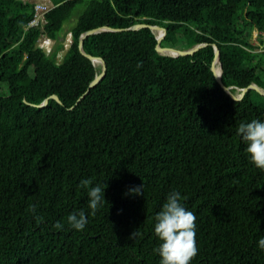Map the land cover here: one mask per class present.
Returning <instances> with one entry per match:
<instances>
[{"label":"trees","instance_id":"1","mask_svg":"<svg viewBox=\"0 0 264 264\" xmlns=\"http://www.w3.org/2000/svg\"><path fill=\"white\" fill-rule=\"evenodd\" d=\"M49 4L29 26L34 3L0 0V264H160L155 217L173 192L196 215L191 264H264V171L238 134L241 123L264 122V95L233 98L211 67L217 44L234 93L264 88V0ZM75 13L59 61L65 44L48 52L41 40H57ZM135 23L166 27L162 46L208 44L171 56L149 27L90 34L84 49L107 72L76 103L101 71L80 35ZM52 94L62 103L33 105ZM84 179L105 189L95 216ZM141 185L143 195L131 191ZM80 211L88 223L75 230L67 217Z\"/></svg>","mask_w":264,"mask_h":264},{"label":"clouds","instance_id":"2","mask_svg":"<svg viewBox=\"0 0 264 264\" xmlns=\"http://www.w3.org/2000/svg\"><path fill=\"white\" fill-rule=\"evenodd\" d=\"M238 134L247 145L246 153L251 163L264 171V122L252 120L250 123H241ZM91 184L90 179L80 181V187L88 189V208L91 210V215L95 216L98 209L103 206L105 189L99 185L89 187ZM141 189L143 185L131 191L136 195H143ZM32 211H35L34 206ZM155 220L154 232L161 241L156 249L161 258L160 264H191L199 252L196 242V215L182 205L179 192H173L167 197ZM67 222L73 229L83 230L88 219L85 212L80 211L69 214ZM53 227L62 230L64 225L57 222ZM137 235L138 233L134 231L130 238H135ZM258 246L264 250V237L259 239Z\"/></svg>","mask_w":264,"mask_h":264},{"label":"water","instance_id":"3","mask_svg":"<svg viewBox=\"0 0 264 264\" xmlns=\"http://www.w3.org/2000/svg\"><path fill=\"white\" fill-rule=\"evenodd\" d=\"M143 27H149L152 31L154 32H159L157 34V50L164 55H171V56H179V55H189V54H194L196 51H198L200 48H202L203 46H206L208 43L207 42H201L198 44H195L192 47L189 48H185V49H181V48H177V47H171V46H162L161 45V41L165 38V36L167 35V28L158 24H150V23H135L129 27H112L109 25H103V26H99V27H94L91 29H88L86 31H84L79 38V48L80 51L87 56L88 58H90L93 63H96V61L101 63V71L98 72L96 74V76L94 77V79L90 82L88 88L86 89V91L78 98V100L76 101V103H78L80 100H82L86 94L90 91V89L92 87H94L97 83H99L103 77L106 75L107 72V63L106 60L102 57V56H95L92 55L88 52L85 51L84 49V40L87 36H89L90 34L96 33V32H100V31H122V30H136L139 28H143ZM215 47V56L214 59L212 61V70L216 76V79L218 80V82L222 85V87L235 99H241L245 93L247 92L248 89L250 88H254L256 89L258 92H260L261 94L264 95V88H262L260 85H258L257 83L253 82L251 84H249L246 87L243 88H239L241 89L240 93H234L232 91V88L234 86H228L224 83L223 79H222V72H223V67H222V63L220 61V54H221V50L219 48V46L217 44H214ZM218 65L220 70H218ZM50 98H54L56 99L59 103H62V100L60 99V97L57 94H52L49 97H46L41 103L39 104H33V105H37V106H45L48 104L49 99ZM74 106V105H73ZM72 106V107H73ZM71 107V108H72Z\"/></svg>","mask_w":264,"mask_h":264},{"label":"rangeland","instance_id":"4","mask_svg":"<svg viewBox=\"0 0 264 264\" xmlns=\"http://www.w3.org/2000/svg\"><path fill=\"white\" fill-rule=\"evenodd\" d=\"M26 1V0H25ZM46 2H48V0H44ZM49 3V2H48ZM77 18V13H75L72 18L70 20H68L65 24L63 29L60 32V36L57 40H52V39H42L41 40V44H43L47 51L50 52L52 51L55 46L59 43V42H63L65 44V48L59 51L58 54V60L61 61L66 49L69 47L70 43H71V32H70V28L71 26L74 25L75 21ZM5 89H2L1 92H7L8 89L6 88V86L3 84Z\"/></svg>","mask_w":264,"mask_h":264},{"label":"built area","instance_id":"5","mask_svg":"<svg viewBox=\"0 0 264 264\" xmlns=\"http://www.w3.org/2000/svg\"><path fill=\"white\" fill-rule=\"evenodd\" d=\"M30 2L34 3L35 12L33 19L29 23V26H34L43 22L45 19V13L51 8V5L44 1V0H29Z\"/></svg>","mask_w":264,"mask_h":264},{"label":"bare ground","instance_id":"6","mask_svg":"<svg viewBox=\"0 0 264 264\" xmlns=\"http://www.w3.org/2000/svg\"><path fill=\"white\" fill-rule=\"evenodd\" d=\"M157 34L159 33L158 31L156 32ZM98 63V61H96V64ZM218 70H220V68H219V65H218Z\"/></svg>","mask_w":264,"mask_h":264}]
</instances>
